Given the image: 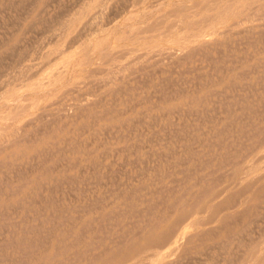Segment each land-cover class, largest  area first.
I'll return each instance as SVG.
<instances>
[{"label":"rangeland","instance_id":"obj_1","mask_svg":"<svg viewBox=\"0 0 264 264\" xmlns=\"http://www.w3.org/2000/svg\"><path fill=\"white\" fill-rule=\"evenodd\" d=\"M231 1L0 0V264H264V1Z\"/></svg>","mask_w":264,"mask_h":264},{"label":"bare ground","instance_id":"obj_2","mask_svg":"<svg viewBox=\"0 0 264 264\" xmlns=\"http://www.w3.org/2000/svg\"><path fill=\"white\" fill-rule=\"evenodd\" d=\"M140 1H141V0H140ZM159 1H160V0H159ZM187 1H188V0H187ZM202 1H203V0H202ZM234 1H235V0L231 1V4H229V3H230V1H229L227 7L225 6L226 8H223V5H222V8H223V9H220V10H222L223 13H221V11H217V13H216V12H215V13H212V15L214 14L212 17L215 18V19H213V22L211 21V23H212V24L215 23V22H216L215 20L217 19L218 16H220L221 18H223V17H222V14L224 15V13H227V14H229V15H230V14L232 15V13H233V14H236V15H237L238 12H237V13L233 12V11H235L234 9H236V8L239 9V8L242 7V6L244 7V5H242V6H241V4L238 5V4H237L238 0H236V2H234ZM263 1H264V0H263ZM239 2H240V0H239ZM248 2L251 3L252 1L249 0ZM248 2H247V3H248ZM255 2H256V1H255ZM255 2H254V3H255ZM135 3H136V2H135ZM199 3H200V2H199ZM201 3H202V2H201ZM215 3H216V2H215ZM247 3H246V4H247ZM137 4H138V3H137ZM213 4H214V3H213ZM217 4H218V3H216V6L219 5V4H218V5H217ZM220 4H221V3H220ZM252 4H253V3H252ZM195 5H197V4H194V6H195ZM210 5H211V4H210ZM237 5H238V7H237ZM250 5H251V4H250ZM250 5H247V8H248V6H250ZM211 6H212V5H211ZM239 6H240V7H239ZM245 6H246V5H245ZM191 7H192V6H191ZM214 7H215V6H214ZM149 8H150V7H149ZM200 8H201V7H200ZM208 8H209V7H208ZM244 8H245V7H244ZM244 8H243V9H244ZM256 8H257V7H256ZM261 8H262V7H261ZM192 9H193V8H192ZM212 9H213V8H212ZM248 9H249V8H248ZM254 9H255V8H254ZM245 10H247V9H245ZM153 11H154V9H153ZM181 11H183V10H180V12H181ZM187 11H188V10H187ZM206 11H207V10H206ZM230 11H232V13H231ZM238 11H239V10H238ZM241 11H242V10H241ZM141 12H142V11H141ZM151 12H152V11H151ZM175 12H176V11H175ZM178 12H179V11H178ZM212 12H213V11H212ZM229 12H230V13H229ZM252 12H253V11H252ZM142 13H143V12H142ZM148 14H149V13H148ZM220 14H221V15H220ZM240 14H241V13H240ZM167 15H169V14H167ZM178 15H179V14H178ZM248 15H250V14L248 13ZM209 16H210V14H209ZM225 16H226V15H225ZM232 16H233V15H232ZM191 17H194V14L191 15ZM206 17H207V16H206ZM210 17H211V16H210ZM239 17H240V16H239ZM251 17H252V16H251ZM162 18H164V17H162ZM166 18H167V16H166ZM183 18H184V17H183ZM203 18H204V16H203ZM203 18H202V19H203ZM221 18H218V20L221 19ZM228 18H229V16H228ZM246 18H247V17H246ZM255 18H256V17H255ZM263 18H264V17H263ZM207 19H208V18H207ZM223 19H224V18H223ZM223 19H222V21H223ZM225 19H227V18H225ZM257 19H258V17H257ZM257 19H256V20H257ZM155 20H156V19H155ZM204 20H206V18H205ZM247 20H249V19H247ZM159 21H160V20H159ZM165 21H166V20H165ZM165 21L163 22V24L165 23ZM175 21H176V20H175ZM179 21H180V20H179ZM190 21H191V20H190ZM190 21H188L189 24H191ZM195 21H196V22H194L195 24H196V23H200L201 19H200L199 22H197L198 19L195 20ZM222 21L219 22V26H222V25H223ZM155 22H156V21H155ZM169 22H170V21H169ZM181 22H182V21H181ZM206 22H207V23H205L206 25H205V24L203 25V28L199 26V27L201 28L199 31H201L202 29H205V28H206L207 30H208L209 28H213V29H214V27L211 26L212 24H211V25L208 24V21H207V20H206ZM217 22H218V21H217ZM217 22H216V23H217ZM223 22H225V21H223ZM151 23H152V22H151ZM159 23H161V22H159ZM177 23H178V22H177ZM203 23H204V21L202 20V22H201L200 24H203ZM240 23H241V22H240ZM147 24H148V23H147ZM149 24H150V23H149ZM152 24H153V23H152ZM174 24H175V25H174ZM174 24H173V26L175 27L177 24H176V22H175ZM220 24H221V25H220ZM144 25H145V24H144ZM159 25H160V24H159ZM179 25H180V24H179ZM198 25H199V24H198ZM208 25H210V26L204 28V26H208ZM240 25H241V24H240ZM246 25H247V24H246ZM196 26H197V25H196ZM214 26L217 27L218 25L214 24ZM230 26H231V25H230ZM145 27H146V26H145ZM145 27H144V29H145ZM148 27H149V25H148ZM240 27H241V26H240ZM170 28H171V27H170ZM177 28H179V27H177ZM185 28H189V27L187 26V27H185ZM194 28H195V30H196V27H194ZM194 28H193V29H194ZM197 28H198V27H197ZM251 28H252V27H251ZM198 29H199V28H198ZM206 29H205V30H206ZM217 29H218V28H217ZM219 29H220V28H219ZM237 29H238V28H237ZM129 30H130V29H129ZM129 30H127V33H128ZM131 30H132V29H131ZM136 30H137V29H136ZM167 30H168V29H167ZM172 30H173V31L170 30L171 33H173L175 29L173 28ZM178 30H179V29H178ZM183 30H184V29H183ZM185 30H186V29H185ZM207 30H206V31H207ZM249 30H250V29H249ZM251 30H252V29H251ZM105 31H106V30H105ZM132 31H133V30H132ZM134 31H135V30H134ZM142 31H143V29H142ZM176 31H177V30H176ZM181 31H182V29H181ZM206 31L203 32V30H202L201 32H203L202 35H203L206 39H208L209 37L207 38V36H209L210 32H208L209 34H208V35L206 34V35H207V36H206V35L204 34ZM228 31H229V30H228ZM147 32H148V31H147ZM166 32H167V31H166ZM177 32L180 33V30L177 31ZM225 32H226V31H225ZM241 32H242V31H241ZM129 33H130V31H129ZM141 33H143V32H141ZM163 33H164V32H163ZM179 33H177V34H178V36H177L178 39H176V41H177V40H178V41H182L183 44H182V43H181V44H182L183 47L180 46L181 48H179V49L182 50V49H186V47H187L186 45H190L189 43H192V44L194 43V44H196V45H195L196 47H197V44H199L201 41H202V42H201L200 44H202L203 42H204L205 44L210 43L213 39H214V40L216 39V38H215L216 36L213 37L212 35H218L219 32H217V31H215V30H213V31L211 30V33H212V34H210V36H212L213 39L210 38V39H208V41L205 40L206 42H205L204 40H201V37H202V36H201L200 33H198V35H200V36H198V35H197V36H193V35H194V33H193L191 37H190V35H188V34H187V35L182 34V35H184V36L182 37V36H180ZM190 33H191V31H190ZM196 33H197V32H196ZM196 33H195V35H196ZM135 34H136V33H135ZM137 34H138V33H137ZM168 34H169V33H168ZM177 34H176V35H177ZM220 34H221V33H220ZM223 34H224V33H223ZM132 35H133V34H132ZM171 35H172V34H171ZM128 36H130V35H128ZM218 36H219V35H218ZM204 37H202V39H203ZM223 37H224V36H223ZM142 38H143V37H141V39H142ZM147 38H148V37H147ZM179 38H180L181 40H179ZM103 39H104V38H103ZM226 40H227V39H226ZM69 41H70V40H69ZM118 41H119V40H118ZM176 41H175V40H174V41L172 40V42H174V43H175ZM169 42H170V41H169ZM169 42H168V43H169ZM185 42H187L186 45H185ZM68 43H69V42H68ZM70 43H71V42H70ZM74 43H76V42H74ZM170 43H171V42H170ZM218 43H220V41H219ZM222 43H223V42H222ZM134 44H135V43H134ZM178 44L180 45V43H178ZM178 44H176V45H178ZM200 44H199L198 46H200ZM89 45H91V44L89 43ZM97 45H98V44H97ZM179 45H178L177 47H179ZM184 45H185V46H184ZM202 45H203V44H202ZM191 46L194 47V45H190V48H191ZM82 47H83V46H82ZM122 47H123V46H122ZM155 47H156V46H155ZM158 47H159V46H158ZM207 47H209V45H207ZM83 48H85V47H83ZM118 48H119V47H118ZM147 48H148V47H147ZM159 48H161V47H159ZM190 48H189V49H190ZM197 48H198V47H197ZM209 48H210V47H209ZM157 49H158V48H157ZM163 49H165V48L163 47ZM216 49H217V48H216ZM135 50H136V49H135ZM146 50H147V49H146ZM152 50H153V49H152ZM168 50H169V49H168ZM176 50H177V49H176ZM176 50H175V51H176ZM187 50H188V47H187ZM196 50H197V49H196ZM115 51H116V50H115ZM122 51H123V50H122ZM124 51H126V50H124ZM131 51H132V53H133L134 50L131 49ZM150 51H151V50H150ZM153 51H154V50H153ZM158 51H159V50H158ZM161 51H162V50H161ZM161 51H160V52H161ZM172 51H173V50H172ZM178 51H179V50H178ZM183 51H184V50H182V53H183ZM217 51H218V50H217ZM120 52H121V51H120ZM135 52H136V51H135ZM137 52H138V50H137ZM151 52H152V51H151ZM151 52H150V53H151ZM168 52H169V51H168ZM112 53H113V52H112ZM145 53H147V52H145ZM154 53H155V52H154ZM163 53H165V52L162 51V54H163ZM173 53H174V52H171V54H173ZM191 53H192V52H191ZM191 53H189V55H190ZM204 53H205V52H204ZM204 53H203V56H204ZM210 53H211V52H210ZM126 54H128V53H126ZM129 54H130V53H129ZM159 54H160V53H159ZM166 54H167V53H166ZM186 54H187V53H186ZM113 55H114V53H113ZM122 55L125 56V54H122ZM122 55H121V56H122ZM142 55H143V54H142ZM142 55H141V56H142ZM155 55H156V54H154V57H155ZM179 55H180V54H179ZM179 55H178V56H179ZM104 56H105V55H104ZM121 56H120V57H121ZM135 56H136V55H135ZM139 56H140V53H139ZM141 56H140V58L142 59ZM150 56H151V55H150ZM150 56H149V57H150ZM160 56H163V55H160ZM201 56H202V55H201ZM89 57H90V56H89ZM110 57H111V56H110ZM112 57H113V56H112ZM117 57H118V56H117ZM120 57H119V58H120ZM128 57H129V56H128ZM143 57H145V56L143 55ZM157 57H158V56H157ZM192 57H193V56H192ZM206 57H207V56H206ZM100 58H101V57H100ZM164 58H165V57H164ZM182 58H183V57H182ZM182 58H181V59H182ZM184 58H186V57H184ZM98 59H99V58H98ZM105 59H106V57H105ZM107 59H108V58H107ZM125 59H126V58H125ZM131 59H132V58H131ZM141 59H140V60H141ZM179 59H180V57H179ZM208 59H209V58H208ZM101 60H102V59H101ZM111 60H112V59H111ZM113 60H114V59H113ZM121 60H122V59H121ZM132 60H133V59H132ZM136 60H138V59H136ZM146 60H147V59H146ZM160 60H161V59H160ZM176 60H177V59H176ZM99 61H100V60H99ZM108 61H109V60H108ZM125 61H126V60H125ZM134 61H135V59H134ZM158 61H159V60H158ZM162 61H163V60H162ZM167 61H168V60H167ZM167 61H166V62H167ZM174 61H175V60H174ZM45 62H47V61H45ZM49 62H50V61H49ZM104 62H105V61H104ZM112 62H113V61H112ZM128 62H130V61H128ZM136 62H137V61H136ZM136 62H135V63H136ZM145 62H146V61H145ZM155 62L157 63L156 65H158V63H160V62H157L156 60H155ZM105 63H107V62H105ZM124 63H125V62H124ZM135 63H134V64H135ZM141 63H142V62H141ZM143 63H144V62H143ZM163 63L165 64V62H163ZM163 63H162V64H163ZM128 64H130V63H128ZM149 64H150V63H149ZM160 64H161V63H160ZM115 65H116V64H115ZM115 65H114V66H115ZM117 65H118V64H117ZM126 65H127V64H126ZM52 66H53V65H52ZM119 66H120V65H119ZM151 66H154V65H151ZM179 66H180V65H179ZM111 68H113V67H111ZM142 68H143V67H142ZM24 69H25V68H24ZM161 69H162V68H161ZM161 69H159V70H161ZM188 69H189V68H188ZM58 70H59V69H58ZM63 70H64V69H63ZM230 70H232V69H230ZM234 70H235V69H234ZM26 71H27V70H26ZM39 71H40V70H39ZM105 71H106V70H105ZM112 71H113V70H112ZM130 71H131V70H130ZM133 71H134V70H133ZM171 71H172V70H171ZM173 71H174V70H173ZM193 71H194V70H193ZM46 72H47V71H46ZM160 72H161V71H160ZM229 72H230V71H229ZM34 73H35V72H34ZM44 73H45V72H44ZM69 73H70V72H69ZM93 73H94V72H93ZM113 73H114V72H113ZM61 74H62V73H61ZM106 74H107V73H106ZM136 74H137V73H136ZM96 75H97V74H96ZM32 76H33V75H32ZM128 76H129V75H128ZM130 76H131V75H130ZM195 76H196V75H195ZM27 77H28V76H27ZM55 77H56V76H55ZM101 77H102V76H101ZM11 78H12V77H11ZM17 78H18V77H17ZM86 78H87V77H86ZM182 78H184V77H182ZM257 78H258V77H257ZM13 79H14V78H13ZM70 79H71V78H70ZM135 79H136V78H135ZM180 79H181V78H180ZM167 80H168V79H166V81H167ZM66 81H67V80H66ZM68 81H69V80H68ZM110 81H112V80H110ZM164 81H165V80H164ZM168 82H170V80H169ZM109 83H110V82H109ZM10 84H11V83H10ZM40 84H42V83H40ZM107 84H108V83H107ZM107 84H106V85H107ZM33 85H34V84H33ZM44 85H45V84H44ZM76 85H77V84H76ZM96 86H98V85H96ZM156 86H157V85H156ZM83 87H84V86H83ZM93 87H94V86H93ZM252 87H253V86H252ZM252 87H251V88H252ZM179 88H180V86H179ZM2 89H3V88H2ZM67 89H69V88H67ZM160 89H161V88H160ZM75 90H76V89H75ZM240 90H241V89H240ZM76 91H77V90H76ZM175 91H177V90H175ZM248 91H249V90H248ZM17 92H19V90H18ZM105 92H106V91H105ZM159 92H161V91H159ZM224 92H225V91H224ZM73 93H74V92H73ZM161 93H162V92H161ZM176 93H177V92H176ZM195 93H196V92H195ZM37 94H38V93H37ZM86 94H87V93H86ZM86 94H85V95H86ZM90 94H91V92H90ZM92 94H93V93H92ZM103 94H104V93H103ZM246 94H247V93H246ZM78 95H79V94H78ZM21 96H22V95H21ZM87 96H88V95H87ZM237 96H238V95H237ZM246 96H247V95H246ZM78 97H79V96H78ZM81 97H82V96H81ZM239 97H240V96H239ZM20 98H21V97H20ZM82 98H83V97H82ZM85 98L88 99V97H85ZM243 98H244V97H243ZM18 99H19V98H18ZM73 99H74V98H73ZM193 99H194V98H193ZM90 100H91V99H90ZM95 100H96V99H95ZM61 101H62V100H61ZM92 101H93V100H92ZM98 101H99V100H98ZM193 101H194V100H193ZM199 101H200V100H199ZM242 101H243V100H242ZM16 102H17V101H16ZM74 102H75V101H74ZM80 102H81V101H80ZM80 102H79V103H80ZM201 102H202V101H201ZM9 104H10V103H9ZM15 104H16V103H15ZM54 104H55V103H54ZM71 104H72V103H71ZM76 104H77V103H75V105H76ZM7 105H8V104H7ZM75 105H74V106H75ZM86 105H87V104H86ZM180 105H181V104H180ZM222 105H223V104H222ZM51 106H52V105H51ZM66 106H67V105H66ZM71 106H72V105H71ZM89 106H90V105H89ZM246 106H247V105H246ZM16 107H17V106H16ZM44 107H45V106H44ZM155 107H156V106H155ZM178 107H179V106H178ZM244 107H245V106H244ZM180 108H181V107H180ZM224 108H225V107H224ZM74 109H76V108H74ZM74 109H70V110H74ZM77 109H78V108H77ZM20 110H21V109H20ZM20 110H19V111H20ZM65 110H66V108H65ZM167 110H168V109H167ZM177 110H178V109H177ZM230 110H231V109H230ZM19 111H18V112H19ZM21 111L23 112L24 110L22 109ZM82 111H83V110H82ZM18 112H17V113H18ZM70 112H71V111H70ZM194 112H195V111H194ZM228 112H229V111H228ZM17 113H16V114H17ZM20 113H21V112H19V114H20ZM170 113H173V112H170ZM174 113H175V112H174ZM19 114H18V115H19ZM42 114H43V113H42ZM65 114H66V113H65ZM78 114H79V113H78ZM167 114H168V113H167ZM3 115H4V114H3ZM51 115H52V114H51ZM66 115H67V114H66ZM66 115H65V116H66ZM71 115H72V114H70V116H71ZM37 116H39V115H37ZM45 116H46V115H45ZM68 116H69V115H68ZM73 116H74V115H73ZM146 116H147V114H146ZM15 117H16V115H15ZM10 118H11V117H10ZM7 119H9V118H7ZM110 119H111V118H110ZM13 120H14V119H13ZM143 123H144V122H143ZM26 124H27V123H26ZM32 124H33V123H32ZM150 124H151V123H150ZM150 124H149V125H150ZM14 129H15V128H14ZM15 131H16V130H15ZM13 134H14V133H13ZM26 135H27V134H26ZM12 136H13V135H12ZM18 136H19V135H18ZM23 138H24V137H23ZM10 143H11V142H10ZM10 143H9V144H10ZM94 150H95V149H94ZM87 152H88V151H87ZM105 154H106V153H105ZM107 154H108V153H107ZM103 160H104V159H103ZM254 168H255V167H254ZM253 170H254V169H253ZM253 170H252V171H253ZM250 171H251V170H250ZM4 175H5V174H4ZM50 176H51V175H50ZM8 182H9V181H8ZM3 184H4V183H3ZM24 185H25V184H24ZM263 185H264V184H263ZM17 187H18V186H17ZM262 187H263V186H262ZM1 189H2V188H1ZM199 200H200V199H199ZM200 202H201V201H200ZM207 203H208V202H207ZM194 206H195V205H194ZM192 208H193V207H192ZM208 214H209V213H208ZM188 215H190V214H188ZM226 217H227V216H226ZM187 218H188V217H187ZM177 220H178V219H177ZM179 220H180V219H179ZM181 220H182V219H181ZM182 221H183V220H182ZM182 221H180V222H182ZM208 221H209V220H208ZM211 221H212V220H211ZM226 221H227V220H226ZM177 222H178V221H176V224H177ZM197 223H199V222L197 221ZM168 232H169V231H168ZM175 232H176V231H175ZM206 232H207V231H206ZM165 234H166V233H165ZM171 235H172V234H171ZM162 237H163V236H162ZM167 239H168V238H167ZM169 239H170V238H169ZM162 240H163V239H162ZM155 241H156V240H155ZM165 242H166V240H165ZM167 242H168V241H167ZM167 242H166V243H167ZM187 243H188V242H187ZM190 243H192V242L190 241ZM163 245H164V244H163ZM184 248H185V247H184ZM176 249H177V248H176ZM146 250H147V249H146ZM184 250H185V249H184ZM256 251H257V249H256ZM256 251H254V252H256ZM122 253H123V252H122ZM152 253H153V252H152ZM155 254H156V253H155ZM253 254H254V253H253ZM136 255H137V254H136ZM136 255H135V256H136ZM166 255H167V254H166ZM152 256H153V255H152ZM148 257H149V256H148ZM151 259H152V258H151ZM119 260H120V259H119ZM147 260H148V259H147ZM251 260H252V259H251ZM256 260H257V259H256ZM260 260H261V259H260ZM123 261H124V260H123ZM124 262H125V261H124ZM118 263H119V262H118ZM143 263H144V262H143ZM120 264H121V263H120Z\"/></svg>","mask_w":264,"mask_h":264}]
</instances>
